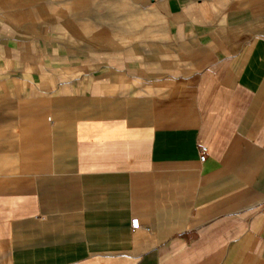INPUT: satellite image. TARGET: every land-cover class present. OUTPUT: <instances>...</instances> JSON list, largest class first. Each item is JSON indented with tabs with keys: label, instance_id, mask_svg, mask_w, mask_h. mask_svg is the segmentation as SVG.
Masks as SVG:
<instances>
[{
	"label": "crops",
	"instance_id": "1",
	"mask_svg": "<svg viewBox=\"0 0 264 264\" xmlns=\"http://www.w3.org/2000/svg\"><path fill=\"white\" fill-rule=\"evenodd\" d=\"M0 264H264V0H0Z\"/></svg>",
	"mask_w": 264,
	"mask_h": 264
},
{
	"label": "built area",
	"instance_id": "2",
	"mask_svg": "<svg viewBox=\"0 0 264 264\" xmlns=\"http://www.w3.org/2000/svg\"><path fill=\"white\" fill-rule=\"evenodd\" d=\"M206 153H207V147L205 145H201L199 147V159L203 161Z\"/></svg>",
	"mask_w": 264,
	"mask_h": 264
}]
</instances>
